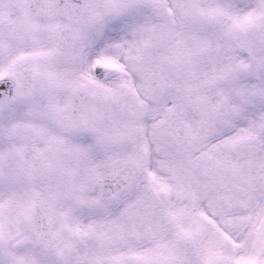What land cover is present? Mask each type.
<instances>
[{"label":"snow or ice","instance_id":"obj_1","mask_svg":"<svg viewBox=\"0 0 264 264\" xmlns=\"http://www.w3.org/2000/svg\"><path fill=\"white\" fill-rule=\"evenodd\" d=\"M0 264H264V0H0Z\"/></svg>","mask_w":264,"mask_h":264}]
</instances>
